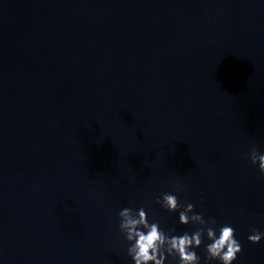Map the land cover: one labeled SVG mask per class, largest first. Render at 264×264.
<instances>
[{
    "label": "water",
    "instance_id": "water-1",
    "mask_svg": "<svg viewBox=\"0 0 264 264\" xmlns=\"http://www.w3.org/2000/svg\"><path fill=\"white\" fill-rule=\"evenodd\" d=\"M253 148L264 0H0V264H133L118 213L191 235L187 204L234 229L232 264H264Z\"/></svg>",
    "mask_w": 264,
    "mask_h": 264
},
{
    "label": "clouds",
    "instance_id": "clouds-1",
    "mask_svg": "<svg viewBox=\"0 0 264 264\" xmlns=\"http://www.w3.org/2000/svg\"><path fill=\"white\" fill-rule=\"evenodd\" d=\"M252 164L258 165V171L264 176V152H258L253 148L249 154ZM157 203L168 211H176L180 205L173 194L164 193L157 199ZM193 211V205L187 204L179 213V223L188 224L190 221L198 223L201 228L193 234L184 233L180 236H167L159 229L157 223H149L143 208L133 212L130 208L122 209L120 217V230L125 233V238L130 242L128 255L133 264H164L166 255H175L179 258V264H198L199 257L190 249L199 247L202 236L206 233L210 243L205 245L207 259L219 260L220 264H232L236 254L241 251L239 241L235 237L234 229L230 226H222L217 236L215 230L205 226V221L200 214L189 213ZM209 223H215L210 221ZM264 237V232L253 229L248 236L250 243H259Z\"/></svg>",
    "mask_w": 264,
    "mask_h": 264
}]
</instances>
